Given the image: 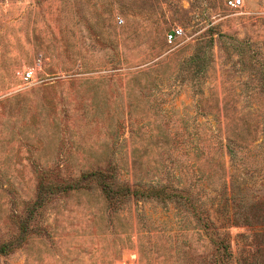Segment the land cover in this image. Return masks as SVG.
<instances>
[{
	"label": "rangeland",
	"instance_id": "1",
	"mask_svg": "<svg viewBox=\"0 0 264 264\" xmlns=\"http://www.w3.org/2000/svg\"><path fill=\"white\" fill-rule=\"evenodd\" d=\"M226 1L0 0V264H264V0ZM108 165L202 217L36 201Z\"/></svg>",
	"mask_w": 264,
	"mask_h": 264
},
{
	"label": "trees",
	"instance_id": "2",
	"mask_svg": "<svg viewBox=\"0 0 264 264\" xmlns=\"http://www.w3.org/2000/svg\"><path fill=\"white\" fill-rule=\"evenodd\" d=\"M190 63H195V67H199L203 59L198 55L188 59ZM114 170L112 166L107 167L105 170H95L80 174L73 182L58 186H40L36 195V201L41 202L50 194L56 192L67 193L69 191H79L88 189L89 185H94L100 194L105 206L115 211L121 207L129 199L134 201H156L159 203H170L175 207H181L184 211L190 212L193 216L202 217V212L195 207L191 202V197L182 187H174L169 185L159 186H130L128 184H120L115 181L113 176ZM21 230L24 231V228ZM216 243V242H215ZM214 243V244H215ZM223 252H226L227 245L223 241H219ZM11 250L9 244H0V256L8 254ZM229 256V253L227 254Z\"/></svg>",
	"mask_w": 264,
	"mask_h": 264
},
{
	"label": "built area",
	"instance_id": "3",
	"mask_svg": "<svg viewBox=\"0 0 264 264\" xmlns=\"http://www.w3.org/2000/svg\"><path fill=\"white\" fill-rule=\"evenodd\" d=\"M226 5L229 8H237L241 5V1L227 0ZM180 32L181 31L178 28L172 29L171 32L166 35V41L170 42L172 39H175L177 36L180 35ZM17 75L19 76L21 83L27 85L30 84L31 80L33 79V70L32 69L22 70L21 72H17Z\"/></svg>",
	"mask_w": 264,
	"mask_h": 264
}]
</instances>
